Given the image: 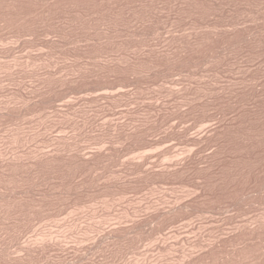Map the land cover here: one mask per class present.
Listing matches in <instances>:
<instances>
[{
	"label": "rangeland",
	"instance_id": "374dc122",
	"mask_svg": "<svg viewBox=\"0 0 264 264\" xmlns=\"http://www.w3.org/2000/svg\"><path fill=\"white\" fill-rule=\"evenodd\" d=\"M0 264H264V0H0Z\"/></svg>",
	"mask_w": 264,
	"mask_h": 264
}]
</instances>
